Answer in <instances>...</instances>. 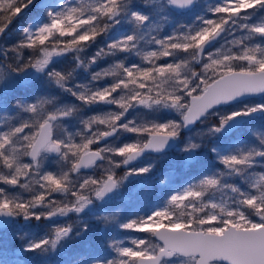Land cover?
Instances as JSON below:
<instances>
[{"label": "rangeland", "instance_id": "1", "mask_svg": "<svg viewBox=\"0 0 264 264\" xmlns=\"http://www.w3.org/2000/svg\"><path fill=\"white\" fill-rule=\"evenodd\" d=\"M149 1L151 11L142 0H36L39 13L14 29L26 45L62 38L77 42L91 38L98 21L107 17L103 41L112 57L99 54L84 66L74 92L94 110L78 118L47 91L15 93L25 81L6 71L0 62V209L11 210L14 218L17 214L23 217L16 226L12 222L0 228V237L9 238L12 227H23L46 195L65 188L69 176L78 173L75 166L84 152L100 150V163L106 153L124 161L139 149L143 137L147 140L154 133L176 136L179 127H184L190 98L201 95L217 78L236 70H264V0H193V12L185 16L179 15L172 0L166 3L172 10H167L163 0ZM23 4L22 0H0V14H16V18L26 9ZM218 29L224 30L222 37L199 57V45ZM239 62L243 67L235 69ZM183 107L181 119L170 115ZM156 111L170 117H158ZM236 116H244L245 125L223 134V125ZM208 117L220 123L209 128L206 138L226 171L236 173L241 162L254 164L255 159L247 156L240 161L234 148L254 144L264 149V94L213 108L200 122L204 124ZM46 121L51 123L53 141L32 161L30 149ZM110 129L117 130L115 138L99 144L102 134ZM191 130L184 143L162 159L163 168L157 169V160L146 154L119 175L112 197L79 198L75 206L49 215L44 224L18 233L16 248L0 249V264H31L48 246L57 257H69L66 242L91 233L97 223L115 222L122 216L126 221L119 219L117 231L107 240H93L97 253L81 258V264H137L139 257L155 256L163 247L153 237L156 229L194 230L184 225L194 217L208 224L195 230L218 234L230 225H264L260 212L264 190L259 188L264 187V173L253 178L250 192L239 196L234 190L209 191L190 176L177 173L206 156L201 128ZM53 145L58 148L56 153L51 150ZM186 155L193 160L188 162ZM259 160L264 163V153ZM118 166L106 164V176L94 193L108 177L115 178ZM96 167L90 169L92 173ZM250 204H258L254 212L261 219H252L246 212L244 207ZM196 259L175 256L161 264H195Z\"/></svg>", "mask_w": 264, "mask_h": 264}, {"label": "trees", "instance_id": "2", "mask_svg": "<svg viewBox=\"0 0 264 264\" xmlns=\"http://www.w3.org/2000/svg\"><path fill=\"white\" fill-rule=\"evenodd\" d=\"M142 1L149 4L150 11L153 9L151 1ZM22 2L24 3L23 9L27 8L32 2L34 3L16 18V14H0V33L11 23L9 29L3 33L0 38V62L3 64L6 71L15 74L20 80L25 81L15 88V93L32 94L47 91L56 101L71 108L73 115L77 118L92 112L94 108L90 104H87V102L82 99L81 95L74 92V86L80 79L79 76L84 66H86L87 62H89L92 57L99 54H105V56H109V58L112 57V55H109L108 49L103 41L105 36L103 27L109 22L107 17H103L98 21L92 33V37L87 40L72 42L68 38H62L49 40L42 44L26 45L23 43V38L20 37L19 33H14V29L18 25L29 23L35 14L39 13V10L35 9L36 0H22ZM166 3L167 0H163L162 4H165L164 6L167 10H172L169 6H166ZM190 12H193V10L179 13V15L185 16ZM194 13V17H197L198 14L196 10ZM243 65L244 63L239 62L234 66L235 69H241ZM185 105L186 101L184 102V106ZM184 108L185 107L174 109L175 111L173 112L170 110V115L173 114L176 116V119H181ZM168 114L169 113L158 111L154 113V115L158 117H170ZM257 121L258 120L255 121L256 124H262V122L258 123ZM203 122L204 124L199 122L193 130L195 131L201 128L202 134H204L201 146L206 152V156L200 158V160L196 162H192L188 167L179 169L177 173L190 176L192 181L197 184L202 183V185L208 187L207 190L209 191H218L219 189L228 191L234 190L237 196L242 195L241 193L243 192H250V189L252 190L251 187H253V178L258 174L264 173V163L259 160V157L264 153V149H258L254 144H250L245 149L234 148V155L240 161L247 156L251 159H255V163L249 165L247 163L242 164L241 162L236 173L226 171L224 163L211 152L210 141H207L206 138L209 128L218 127L220 123L215 121L214 118L209 117ZM183 128V125L180 126L176 134L178 144H183L186 136L190 133V131H185ZM147 140L144 137L139 140L138 148L143 147ZM173 151L174 150H171L170 152ZM169 153L159 155L147 154L146 156L156 159V168L161 169L163 168L161 161ZM104 158V162L99 163L93 173L81 171L77 174H71L62 191L58 193L52 192L46 195L42 199L40 205L37 206L36 210L30 212V214L33 213L34 216L29 217L27 221L23 222V227L18 230L12 227L11 232L8 234L9 238L3 235L0 237V249L16 248V236L18 233L24 230H31L33 227L44 224L49 215L54 214L57 210L68 208V206H75L78 204L77 200L79 198L87 197L93 199L94 187L106 176V164L117 165V163H119L115 171L118 177L124 172L123 169H119L123 162L121 156L116 154L108 156L106 153ZM259 188L264 190L263 185L259 186ZM257 206L258 204H250L245 206L244 209L252 216V219L258 220L261 218L255 216L254 212V210L258 208ZM260 207L262 208L260 212L264 219V204ZM126 218V216H122L118 218L117 221L119 222L120 219V222H125ZM20 221H23L22 215H15L13 221L15 226ZM117 221L111 222L109 220H104L97 223V227L91 233L82 234L77 240L66 242L65 251L69 253V257H57V253L53 252L51 246H48L42 253L35 256L33 260H30V263L35 264V262L38 261L39 264H81V258L96 255L97 249L93 240L99 242L107 240L110 233L117 231L119 225ZM184 225L186 228L195 230L205 229L208 224L194 217L190 223ZM2 231L3 229H0V233H2Z\"/></svg>", "mask_w": 264, "mask_h": 264}, {"label": "water", "instance_id": "3", "mask_svg": "<svg viewBox=\"0 0 264 264\" xmlns=\"http://www.w3.org/2000/svg\"><path fill=\"white\" fill-rule=\"evenodd\" d=\"M35 2V1H34ZM32 2L27 8L33 5ZM191 2L184 0L183 7L189 8ZM26 8V9H27ZM26 9L24 11H26ZM23 11V12H24ZM11 23L0 33V38ZM218 30L210 36L199 48L198 55L202 56L217 44L222 35ZM264 94V70L257 72L232 71L210 83L199 96H192L184 115V130L189 131L199 123L206 114L216 107L238 104L258 98ZM244 116H236L225 123L221 129L223 134H229L245 125ZM116 129H110L102 134L99 144H105L115 138ZM53 141L52 127L49 121L44 122L30 149L29 158L36 161L40 152ZM178 145V138L172 134H152L143 147L131 152L122 164L126 169L146 154L168 153ZM51 150L57 152V146ZM102 159L98 149L84 152L77 163V170H86ZM188 162L193 158L185 156ZM116 190V181L109 177L96 193L99 198H108ZM14 220L9 209H0V228ZM153 237L163 247L155 256L139 257L137 264H161L164 260H172L175 256L196 257L195 264H264V225L255 228H237L229 226L223 233H211L202 230H187L163 226L155 230Z\"/></svg>", "mask_w": 264, "mask_h": 264}, {"label": "flooded vegetation", "instance_id": "4", "mask_svg": "<svg viewBox=\"0 0 264 264\" xmlns=\"http://www.w3.org/2000/svg\"><path fill=\"white\" fill-rule=\"evenodd\" d=\"M173 1V5L175 6V8H179V13H182V12H187V11H190L191 9H193V7H192V3H193V0H189L190 2H191V5H190V7L189 8H184L183 7V4H184V0H172ZM197 10H199V8L197 9ZM218 30H220V29H218ZM217 30V31H218ZM223 32H222V35H223V33H224V30L223 29H221ZM216 31V32H217ZM215 32V33H216ZM215 33H213V34H215ZM212 34V35H213ZM212 35H210V36H212ZM222 35H221V37H222ZM209 36V37H210ZM209 37H207L200 45H199V47H198V50H199V48H200V46L209 38ZM220 37V38H221ZM219 38V39H220ZM219 41V40H218ZM198 50H197V54H198ZM199 57H201V56H199ZM234 132V131H233ZM232 133V132H231ZM231 133H229V134H231ZM229 134H226V135H229ZM111 141V140H110ZM110 141H108L107 143H109ZM107 143H105V144H107ZM46 148V147H45ZM173 150V149H172ZM43 151V150H42ZM102 153V152H101ZM169 153V152H168ZM164 154V153H163ZM155 155H159V154H155ZM103 160V154H102V159L99 161V162H97L96 164H94L91 168H93V167H96L101 161ZM79 161V160H78ZM125 161V160H124ZM124 161L122 162V164L124 163ZM78 163V162H77ZM122 164H121V167L119 168V169H123L124 170V168H122ZM76 166H77V164H76ZM76 166H75V171H77L78 173L79 172H81V171H89L91 168H89V169H86V170H77V168H76ZM127 169V168H126ZM90 172H91V170H90ZM114 176H115V178L114 177H112L115 181H116V189H117V186H118V181H117V179L119 178L118 177V175H116V174H114ZM109 178V177H108ZM103 185V184H102ZM101 188V187H100ZM98 191H96L95 193H94V196H93V199H91V198H87V197H84V199H88V200H94V199H96V198H99V197H97L96 196V193H97ZM115 192H116V190H115ZM115 192H114V194H115ZM113 194V195H114ZM113 195H111L110 197H112ZM110 197H108V198H110ZM108 198H99V199H108ZM231 226V225H230ZM238 228V227H237ZM252 228H255V227H252ZM227 229V228H226ZM224 232V231H223ZM222 232V233H223ZM212 264H224V263H219V262H214V263H212Z\"/></svg>", "mask_w": 264, "mask_h": 264}]
</instances>
